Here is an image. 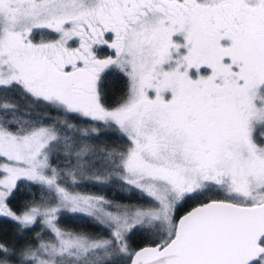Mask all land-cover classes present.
<instances>
[{
  "label": "snow or ice",
  "instance_id": "1",
  "mask_svg": "<svg viewBox=\"0 0 264 264\" xmlns=\"http://www.w3.org/2000/svg\"><path fill=\"white\" fill-rule=\"evenodd\" d=\"M0 264H264V0H0Z\"/></svg>",
  "mask_w": 264,
  "mask_h": 264
},
{
  "label": "trees",
  "instance_id": "2",
  "mask_svg": "<svg viewBox=\"0 0 264 264\" xmlns=\"http://www.w3.org/2000/svg\"><path fill=\"white\" fill-rule=\"evenodd\" d=\"M112 102H114V101H112ZM123 143H126V141L117 140L115 134H109L106 136H101L99 141H98V145L100 147L113 146L115 144H123ZM77 190L82 191V192H87V193H103V190H101L97 187H94L91 184H86L82 188H78ZM32 191L37 194L36 198H39L40 190L38 188H33ZM103 194H106L109 198L113 197L112 192H106ZM23 199H30V197H24ZM115 199L119 200V199H125V198H123L119 194H117L115 196ZM62 224L66 227H69V228L85 229L88 231H97V229L91 228L90 226L86 225L82 220H79L78 218H74L69 214H65V217L62 219ZM37 230H39V229H37Z\"/></svg>",
  "mask_w": 264,
  "mask_h": 264
},
{
  "label": "rangeland",
  "instance_id": "3",
  "mask_svg": "<svg viewBox=\"0 0 264 264\" xmlns=\"http://www.w3.org/2000/svg\"><path fill=\"white\" fill-rule=\"evenodd\" d=\"M77 191H79V190H77ZM80 192H82V191H80ZM84 193H87V192H84ZM88 194H92V193H88Z\"/></svg>",
  "mask_w": 264,
  "mask_h": 264
}]
</instances>
